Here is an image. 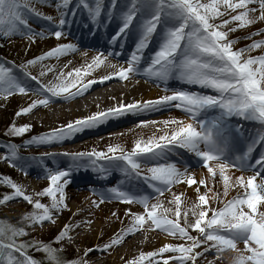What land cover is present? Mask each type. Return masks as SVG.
<instances>
[{"label": "snow or ice", "instance_id": "1", "mask_svg": "<svg viewBox=\"0 0 264 264\" xmlns=\"http://www.w3.org/2000/svg\"><path fill=\"white\" fill-rule=\"evenodd\" d=\"M40 3H46V0H0V36L11 38L19 35L32 42L38 36L43 38L45 33L36 32L30 23L36 16L50 22L52 26L48 32L59 41L65 36L69 12L76 16L77 10L86 11L93 24L98 25L101 14L105 13L111 19L112 9L116 7V0H112L111 8L107 10L104 0H77L70 9L72 0H62L57 4L59 22L53 23L52 17L42 16L36 10V5ZM256 3L258 8L249 7ZM226 14L231 18L223 19L219 24L215 22ZM138 16L140 20H137ZM134 21L139 38L130 57L124 61L127 67H120L99 81L90 79L85 82L83 78L104 65L109 57L122 55L121 51L96 50V55L85 69H74L66 75L48 65H44L39 77L29 69L46 60H59L78 52L79 48L72 43L58 44L43 56L19 66L0 61V98L7 100L15 95L36 97L16 113L19 117L32 113L34 109L47 107L58 99L70 101L83 96L97 83L103 84L113 78L128 81L133 75L141 73L140 63L145 49L152 42L153 35L158 36L159 47L153 51L143 72L154 81L164 83L165 92L171 91V94L154 100L118 103L49 133L33 136L27 145L63 142L85 130L97 129L110 120L129 114L140 116L177 109L186 117L163 121L141 120L137 127L161 124L162 128L156 131L164 134L153 135L146 141L137 140L131 150L120 144H110L106 151L63 153L71 161L69 167L54 171L46 169L49 186L37 193L39 197H49L50 206L39 199L34 200L22 185L10 178H0V183L11 189L10 195L0 197V203L20 199L34 209L23 217L22 226L0 223V264H37L28 255L30 247L44 252L48 264H89L84 258L89 253L108 252L120 246L126 236L141 230H159L186 243L165 244L157 251L141 253L128 264H197V258L205 253L213 254L216 260L235 253L230 264H264V210H258L264 206V151L259 153L254 163L251 162V154L256 147L264 148V55H250L253 50L264 48V40L234 49L237 41L229 39V32H235L237 27L244 28L264 21V0H208L206 3L202 0H130L118 31L111 37L113 46L121 37L124 40L130 38L129 30ZM233 22L237 23V27L223 30ZM161 26L162 32L158 34L157 29ZM119 48H124L123 42ZM110 67L116 68V65ZM49 73L53 74V79L44 83L41 78ZM169 80H179L208 91L170 90L167 87ZM233 119L260 125L255 136L247 137V150L241 154H237L235 139L237 135H244L241 131L244 126H234ZM30 127L12 124L5 134L21 137L30 131ZM177 148L194 156L195 164L188 161L182 168L178 166L184 153H176ZM2 151L3 160L21 171L26 165L31 166L33 161L43 164V157H21L19 146L15 144L6 145ZM169 154L176 155L177 159L170 161ZM197 167L207 170V178L196 175ZM81 168H90L100 178L119 171L127 180L137 181L134 189L109 187L93 194L99 197L100 204L116 200L122 204L139 205L142 212L129 210L126 215L131 219L127 228L111 237L102 247L88 249L78 260L65 259L60 255L62 249L22 240L28 235L26 228L43 226L46 222L55 223L53 214L67 208L65 188L69 178L74 170ZM233 170L241 175L233 178L230 175ZM24 174L28 173L25 171ZM219 184L223 185L222 191L216 187ZM178 185L186 186L180 195L172 191ZM189 188L196 194V200L185 211L181 207L182 196ZM233 190L238 193L237 196L225 202L224 198ZM166 193H171L172 198L167 203L174 205V209L164 206L161 197ZM145 225L148 227L145 228ZM79 227V223L75 226L66 224L56 243L65 239L74 242L70 233ZM190 229L197 235H192ZM240 243L244 245L243 250L238 248ZM201 248L202 252L197 251ZM166 253L170 255L164 258Z\"/></svg>", "mask_w": 264, "mask_h": 264}, {"label": "rangeland", "instance_id": "2", "mask_svg": "<svg viewBox=\"0 0 264 264\" xmlns=\"http://www.w3.org/2000/svg\"><path fill=\"white\" fill-rule=\"evenodd\" d=\"M106 1L107 0H104V4ZM76 2L77 0H72V4L69 5V8H73ZM117 2L118 0H116V5H118ZM120 2L121 5H118L112 9L111 19H109L105 14L104 17L99 18L98 25L93 24L86 11L77 10L76 16H72L69 12V15L66 17V19L69 21V24L64 30L65 36H63L59 41L49 34L48 29L52 26L49 21L41 17L33 16L30 21L32 28L36 32L43 31L45 36L43 38L39 36L36 37L35 42L29 41L26 37H21L19 35L13 36L11 38L0 36V61L7 62L8 65L15 64L18 66V64H25L29 60L43 56L58 44L72 43L79 48L78 52L60 57L59 60H46L43 62V64H37L29 69L33 75L39 77L41 69L44 67V65H48L54 67L58 71L62 70L66 75L68 72H71L74 69H85L87 64L91 62L92 57L96 55V50L110 49L113 51H121L122 55L115 58L109 57L104 65L92 70L89 76L83 78L84 81L87 82V80L94 79L98 76L96 80L99 81L103 76L116 71L120 67H127V64L124 63V61L130 57V54L135 47V41L139 38V33L136 31L137 24L136 21H134L133 27L129 30L131 33L130 38L123 40L124 38L121 37L119 40H117L115 46L111 44V37L115 35V32L109 33L107 30L113 25L118 31L121 24V17L123 13L127 11L128 6H130V0H120ZM202 2L206 3L208 0H202ZM59 3H62V0H46V3L37 4L36 10L39 11L42 16L52 17L53 23H58L60 11L57 9V4ZM109 4L111 6L112 2ZM249 7L258 8V3L249 5ZM221 11L224 10L221 9ZM234 14L235 13H233V15ZM114 17H116L115 21H113ZM230 18V15L226 14L222 18H218L215 22L219 24L222 23L223 19ZM140 19L141 17L138 16L137 20ZM88 20L91 23L88 22ZM234 27H237L236 22L230 23L223 30L227 31L229 28ZM161 32L162 26L158 27L157 29L158 34ZM256 33H260V35H257ZM229 39L237 41V43L234 45V49L244 48L254 42L264 40V21H257L256 23L244 28L237 27L235 32H229ZM104 41H108V44L111 46V48L105 47L102 44ZM121 42L124 43L123 49L119 48ZM158 47V36L157 34H154L152 42L149 44V47L145 49L144 57L141 60V73L133 75L128 80L131 82L141 81L144 83L146 88H138L136 91L129 90L126 93L127 95H125H130L129 98L131 101L129 103L134 101L159 99L166 94H171V91L165 92L164 83L154 81V79L149 78L143 72V69H145L150 62L153 51H155ZM84 53H87V55ZM250 55L253 57L264 55V48L253 50ZM112 64L116 65V68L110 67ZM41 79L44 83H47L53 79V74L49 73L46 77ZM125 82L127 81H118L116 78H113L112 80L106 81L104 83H118L121 85ZM167 87L170 90L186 89L190 91H208L202 90L197 86L184 84L179 80H169L167 82ZM33 99H36V97L21 95L11 96L7 100L0 98V138L3 139L0 141V178H10L13 182L22 185L26 193L33 196L34 200L39 199L41 203L49 206L51 205V199L46 196L39 197L37 196V193L42 192L46 187L49 186L48 180L46 179V169L54 171L56 169H66L69 167L71 161L68 156L62 155L63 153L71 154L77 152H90L93 150L106 151L110 144H120L125 149L131 150L137 140L142 139L146 141L153 135L158 137L164 134L162 131H156V129L162 128L161 124H150L147 127H137V124H139L141 120L163 121L170 118L186 119L185 114L177 109H164L140 116L129 114L119 119L110 120L108 123L100 126L97 129L85 130L84 132L78 133L76 136L63 142H55L45 145H27V142L31 140L33 136H40L49 133L54 129L67 125L69 122H73L84 117L82 115L78 116L73 121L70 119H62L59 122H50L48 120H43L41 122L38 119V116L35 117V114H38L44 118L50 113L49 111L43 109L44 107L34 109L32 113L18 117L16 113L22 108L27 107ZM232 123L235 125L243 124L244 126L241 130L244 135L240 136L241 138L236 136L237 140L235 139V147L237 152L241 154L247 150V137L249 135L255 136L257 129L260 128V125L254 122H247L237 119H233ZM12 124H15L16 126L30 125V131L21 137H10L5 133ZM8 144H15L19 146V155L21 157H35L38 159L43 157V164L33 161L31 162V166H25L24 171H21L18 168L10 167L9 163L5 162L2 158L4 154L2 150ZM25 145L27 146L25 147ZM258 149L259 147H256L255 151H253L251 154L252 163H254L255 159L259 157ZM176 153H181V151L176 149ZM175 158H177L176 155L169 154L170 161L176 160ZM181 159L183 164L187 163L188 161H191L193 164L196 162L193 158H191V155H188L187 153H185ZM180 167L182 168V166ZM25 171L28 173L27 175L24 174ZM195 173L197 176L205 178L208 176L207 170L200 167L195 169ZM230 175H233V178H235L236 176L241 175V173L239 171L233 170V173H230ZM69 180L70 182L65 188L67 208H64L59 213L53 214L55 223L46 222L43 226L37 225L28 228V235L25 238H27L26 241L30 243L46 244L56 249H62L60 255H62L67 260H78L84 257V253L88 249H96L98 246L102 247L110 240L111 237L121 232V230L127 228L131 219L126 215L129 210L140 213L142 212V208L136 204L127 205L119 203L116 200L111 202L106 201L105 203L100 204L99 197L93 194L94 191L98 193L105 191L109 187H130L134 189L137 185V181L127 180L119 171H113L104 178H100L98 174L93 172L90 168L87 170L81 168L79 170H74ZM216 187L221 191L223 190L222 184H219ZM185 188V185H178L174 187L172 191L177 195H180L181 191ZM0 190L3 196L6 194H11V189L4 183H0ZM77 190L82 191L83 194L79 195L77 198L72 197L77 192ZM237 194L238 193L234 190L230 191L229 195L224 198L225 202L237 196ZM171 198V193H166L164 197H161V200L164 202L165 207L174 209V205H169L167 203V201ZM195 200L196 194L192 191V189H187V191L184 192V195L182 196V209L186 211L191 207ZM93 201H96L97 203L94 204ZM213 206L216 205L213 203ZM33 210L34 209L31 205L20 199L10 201L7 204L1 203L0 216L2 219L0 218V223L13 224L16 219L24 217ZM258 210H264V206H261ZM189 219H192L190 213ZM89 221L91 223H87ZM182 221L183 216L181 217V222ZM78 223L80 224V227L76 228L74 231L81 230V234L86 236L85 240L77 244L69 241L68 239L63 240L60 243H56L57 236L66 224L75 226ZM92 226H94V228H91V230L88 231V229ZM147 227L148 226L145 225V228ZM74 231L71 232L70 235L73 236L75 233ZM189 231L192 235H197L195 232H192L191 229ZM134 234L140 238H152H150V241L145 245L139 246V248L135 247L130 251V253L123 257L121 255H117V252L120 249V246H117L114 249H110L108 252L93 251L84 258L88 260L90 255H100L101 259L91 264H128L129 261L137 259L141 253L146 254L148 252L157 251L163 247L165 244H162L159 237H166L168 240L166 244L179 245L186 243L184 240L167 236L165 233L160 232L159 230H141ZM73 239L75 240L76 238ZM238 248L243 250V243H240ZM197 251L202 252L203 249H197ZM39 253L42 255V262H46L48 264L46 254L42 251H39ZM168 255L170 254H164V258H167ZM235 255V253H228L221 260H216L213 254L205 253L204 256L197 258V264H230L231 259ZM155 259L161 258L156 257ZM145 264H147V262H145Z\"/></svg>", "mask_w": 264, "mask_h": 264}, {"label": "bare ground", "instance_id": "3", "mask_svg": "<svg viewBox=\"0 0 264 264\" xmlns=\"http://www.w3.org/2000/svg\"><path fill=\"white\" fill-rule=\"evenodd\" d=\"M138 88H146V86H144V83L141 81H127L121 85L118 83H97L92 85L90 90L83 96H78L70 101L58 99L55 102L51 103L52 105L44 107L43 109L50 112L44 118H42V116L38 114H35V117L38 116V119L41 122L43 120H48L50 122H59L62 119H70L71 121H73L78 116L82 115L86 117L96 111L106 110L108 108L116 106L121 102L125 104L129 103L131 101L129 98L130 95L125 96L127 95L126 93L129 90L136 91ZM82 194V191L77 190V192L72 197L77 198ZM91 228H94V226L90 227L88 231H90ZM74 232L75 233L72 236L73 238H76L74 240V243L77 244L86 239V236L81 234V230H76ZM150 238L152 237L140 238L136 234L126 236L124 242L120 245V249L118 250L117 255H121L122 257L127 255L135 247L139 248V246H143L148 243L150 241ZM159 239L161 240L162 244H166L168 241L164 236L159 237ZM100 259V255H90L88 257L89 264L94 263Z\"/></svg>", "mask_w": 264, "mask_h": 264}, {"label": "trees", "instance_id": "4", "mask_svg": "<svg viewBox=\"0 0 264 264\" xmlns=\"http://www.w3.org/2000/svg\"><path fill=\"white\" fill-rule=\"evenodd\" d=\"M1 140H3V139L0 138V141ZM0 197H3V195L1 194V190H0ZM0 218L2 219L1 216H0ZM22 223H23V217H21L20 219H16L13 224L12 223H10V224L16 225V226H22ZM26 231H28V228H26ZM21 239L26 241L27 238L23 237ZM27 251H28V255L31 256L37 263L47 264L46 262H44V263L42 262V255H40L39 251H37L36 248L30 247Z\"/></svg>", "mask_w": 264, "mask_h": 264}]
</instances>
